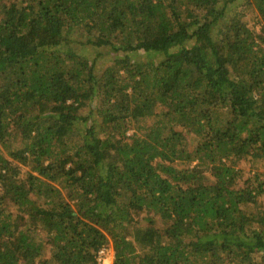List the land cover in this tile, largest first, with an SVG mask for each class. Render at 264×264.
Returning a JSON list of instances; mask_svg holds the SVG:
<instances>
[{
  "label": "trees",
  "instance_id": "16d2710c",
  "mask_svg": "<svg viewBox=\"0 0 264 264\" xmlns=\"http://www.w3.org/2000/svg\"><path fill=\"white\" fill-rule=\"evenodd\" d=\"M237 1L0 0V264H264L237 166L264 162V0Z\"/></svg>",
  "mask_w": 264,
  "mask_h": 264
},
{
  "label": "rangeland",
  "instance_id": "374dc122",
  "mask_svg": "<svg viewBox=\"0 0 264 264\" xmlns=\"http://www.w3.org/2000/svg\"><path fill=\"white\" fill-rule=\"evenodd\" d=\"M240 1V2H239ZM236 3H233L232 5H228L227 9L228 11H231L233 8H238L241 4H242V0H239ZM251 16H254L251 13ZM73 39L76 41H82L85 38L83 36H73ZM79 47V46H78ZM98 54V55H97ZM89 60H94L96 59V68L101 71L104 70L105 68H107L108 66H110V61L112 60L113 56L112 55H108L106 49L101 48V49H88L85 54H84ZM133 55V54H132ZM135 57H137L140 61H147L148 58L146 57L145 54H139L138 56L135 55ZM154 117H150V118H146L143 121V124L145 126H151L154 123ZM187 140L190 143V140H192V136L191 135H186ZM264 162L262 160H253V159H249V160H243L241 162L238 163V168H240L243 171V181H245L246 179H249L251 177L254 176H261L262 180H264V168L261 167V164H263ZM44 234H46V232H44ZM42 234V237H44L45 235ZM48 248V247H47ZM107 248L110 250L107 259H105L103 262L105 264H113L114 262V250L112 245H108ZM48 255L45 254L44 257H48ZM98 260V258H97ZM43 261V260H42ZM37 264H40L39 262Z\"/></svg>",
  "mask_w": 264,
  "mask_h": 264
},
{
  "label": "built area",
  "instance_id": "2783aa9c",
  "mask_svg": "<svg viewBox=\"0 0 264 264\" xmlns=\"http://www.w3.org/2000/svg\"><path fill=\"white\" fill-rule=\"evenodd\" d=\"M109 251L110 250L107 247H104L99 251L97 264H105L103 261L107 259Z\"/></svg>",
  "mask_w": 264,
  "mask_h": 264
}]
</instances>
